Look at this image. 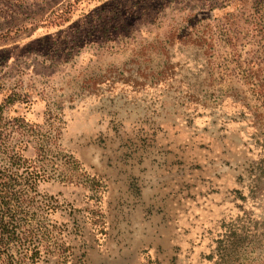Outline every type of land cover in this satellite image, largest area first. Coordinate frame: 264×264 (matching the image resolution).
I'll list each match as a JSON object with an SVG mask.
<instances>
[{
    "label": "rangeland",
    "instance_id": "rangeland-1",
    "mask_svg": "<svg viewBox=\"0 0 264 264\" xmlns=\"http://www.w3.org/2000/svg\"><path fill=\"white\" fill-rule=\"evenodd\" d=\"M9 97L38 264H264V0H0Z\"/></svg>",
    "mask_w": 264,
    "mask_h": 264
},
{
    "label": "trees",
    "instance_id": "trees-1",
    "mask_svg": "<svg viewBox=\"0 0 264 264\" xmlns=\"http://www.w3.org/2000/svg\"><path fill=\"white\" fill-rule=\"evenodd\" d=\"M11 101L9 97L0 105V122L4 107ZM5 122L4 127L0 126V264H38L41 216L55 209L38 190L48 177L44 169L25 156L26 146L10 145L16 124ZM14 253L18 254L17 261Z\"/></svg>",
    "mask_w": 264,
    "mask_h": 264
}]
</instances>
